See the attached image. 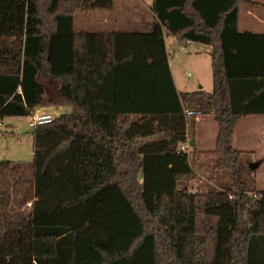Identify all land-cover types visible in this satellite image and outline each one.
Here are the masks:
<instances>
[{"label":"trees","instance_id":"obj_1","mask_svg":"<svg viewBox=\"0 0 264 264\" xmlns=\"http://www.w3.org/2000/svg\"><path fill=\"white\" fill-rule=\"evenodd\" d=\"M242 2L152 0L147 32L78 33L75 14L113 0H0V121L71 110L31 129V163L0 161V264H264V192L232 146L264 115V33L238 30ZM167 36L211 47V93L177 92ZM186 105L213 116L211 152ZM201 158L237 190L192 192Z\"/></svg>","mask_w":264,"mask_h":264},{"label":"rangeland","instance_id":"obj_2","mask_svg":"<svg viewBox=\"0 0 264 264\" xmlns=\"http://www.w3.org/2000/svg\"><path fill=\"white\" fill-rule=\"evenodd\" d=\"M152 0H113V7L110 10H98L89 14L74 15V31L75 32H145L146 26L151 23L150 6ZM246 6L244 4L239 7V30L250 31L253 33L264 32V26L257 24L251 16H246ZM255 16H264L258 9H249ZM167 56L170 62V71L176 83V89L179 93L193 92L201 90L206 93L212 92V72L210 63L211 48L204 45L192 43L188 48L181 51L178 41L173 37H168ZM199 50L198 53L195 51ZM49 97L53 96L54 89L50 88ZM191 105H186L184 109L196 110ZM71 110L63 108H51L50 114L57 118L61 115L69 113ZM200 116H204L201 115ZM199 116V117H200ZM214 128L216 124L209 114L206 115ZM196 117V118H199ZM196 118L188 119L189 122ZM28 117L25 118H4L0 121V161H8L12 163L29 164L33 161L32 147V130L28 127ZM196 136L201 140L202 146L197 145L196 149L201 152L212 151L215 146L211 145L212 131L207 124L196 125ZM193 147L188 143V155L190 157ZM264 149L258 153L251 155L243 153L241 162L244 166L245 178L253 188L264 190ZM204 167L201 171L196 172V179L188 186L192 192H207L211 190H219L224 183L230 184L232 191H236L237 187L231 184L229 173L226 170H215L213 163L209 162V158H201ZM260 162L256 170H250L249 164ZM264 192V191H263ZM11 210L28 211L30 204H26L19 209L17 203H11ZM146 257L142 254L133 263L130 264H146Z\"/></svg>","mask_w":264,"mask_h":264},{"label":"crops","instance_id":"obj_3","mask_svg":"<svg viewBox=\"0 0 264 264\" xmlns=\"http://www.w3.org/2000/svg\"><path fill=\"white\" fill-rule=\"evenodd\" d=\"M242 4H244L247 7L246 11L244 12L245 15L246 16H251L254 20H256L257 24H261V25L264 26V16L257 17L249 10L250 8L258 9L260 11V13L262 15H264V0H245V2H242L240 5H242ZM240 5L238 6V19H237V28H238V30H239V7H240ZM150 13H151L152 21H151L150 24H148L146 26L147 30L145 32L149 31V27L154 22V19H155L154 15L152 14L151 11H150ZM240 32H250V31H240ZM80 33H86V32H80ZM260 33H264V32H260ZM168 37H170V36H167V37L164 38L166 52H167V41L169 39ZM178 43L180 45V50L181 51L185 50L186 48H188L192 44V43H188L186 45V47L182 49V43L179 42V41H178ZM195 52L198 53L199 50L196 49ZM168 63H169V67H170V62L168 61ZM170 72H171L174 84L176 86L175 79L173 77L172 71H170ZM54 94L50 98H53ZM51 108H57V110H62L63 108H68L70 110L69 107H63V106L53 107L52 106V107H40V108H37V109L34 110L33 113H36V112H38V113L39 112L40 113H50L49 111H50ZM192 108H194V107H192ZM209 116H210V114H209ZM211 117L213 118L212 115H211ZM194 120H195V123H194V131L193 132H194V141H195L196 147H197V145H201L202 146V143H201L202 141L198 140L199 138L196 136L195 128H196L197 124H204V125L207 124L208 125V127L212 131L211 145H213L214 144L215 131L217 130V129L214 128L213 123L210 120H208L206 115L200 116L199 118H196ZM213 121H214V119H213ZM216 128H217V126H216ZM216 135H217V133H216ZM215 138H216V136H215ZM232 146H233V148L235 150H237L239 152L248 153V154H251V155H254V154L258 153L259 151H263V149H264V115L247 116V117L242 118L238 122V124L236 125V127L234 129V134H233V137H232ZM262 161L263 160H260V162H262ZM257 191L261 192V191H264V190H263V188H260V189H257Z\"/></svg>","mask_w":264,"mask_h":264},{"label":"built area","instance_id":"obj_4","mask_svg":"<svg viewBox=\"0 0 264 264\" xmlns=\"http://www.w3.org/2000/svg\"><path fill=\"white\" fill-rule=\"evenodd\" d=\"M188 41L182 42V49L186 47V45L188 44ZM200 112H198L197 110H188L185 109L184 110V115L187 119H191V118H196L200 116ZM55 118L52 117V115L50 113H33L29 118H28V127L30 129L34 128L35 126L38 125H43V124H48L51 123ZM181 152L188 154V143L184 144L183 146L180 147ZM255 196V195H253Z\"/></svg>","mask_w":264,"mask_h":264},{"label":"water","instance_id":"obj_5","mask_svg":"<svg viewBox=\"0 0 264 264\" xmlns=\"http://www.w3.org/2000/svg\"><path fill=\"white\" fill-rule=\"evenodd\" d=\"M194 144L193 140L189 141V146L192 147ZM260 165V161H257L256 163L249 164V169L250 170H256Z\"/></svg>","mask_w":264,"mask_h":264}]
</instances>
